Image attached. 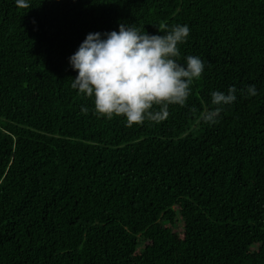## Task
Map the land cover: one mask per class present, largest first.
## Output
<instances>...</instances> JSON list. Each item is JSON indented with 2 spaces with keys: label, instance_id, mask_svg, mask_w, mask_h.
Wrapping results in <instances>:
<instances>
[{
  "label": "trees",
  "instance_id": "16d2710c",
  "mask_svg": "<svg viewBox=\"0 0 264 264\" xmlns=\"http://www.w3.org/2000/svg\"><path fill=\"white\" fill-rule=\"evenodd\" d=\"M119 23L187 24L178 62H205L160 124L71 87L69 57ZM0 264H264V0H0Z\"/></svg>",
  "mask_w": 264,
  "mask_h": 264
},
{
  "label": "clouds",
  "instance_id": "9594fccd",
  "mask_svg": "<svg viewBox=\"0 0 264 264\" xmlns=\"http://www.w3.org/2000/svg\"><path fill=\"white\" fill-rule=\"evenodd\" d=\"M15 4L20 9L31 8V0H15ZM158 32L149 34L136 24L119 23L118 31L88 33L69 57V65L77 73L71 87L93 100L94 115L122 117L129 127L145 121L160 124L169 118L171 105H186L191 85L205 71V62L198 55L178 62L179 45L190 35L187 24ZM239 91L257 95L255 85ZM237 92L235 86L226 92H211L216 107L202 112L199 119L216 124L223 106L237 100ZM81 112L87 115L89 109L81 107Z\"/></svg>",
  "mask_w": 264,
  "mask_h": 264
}]
</instances>
